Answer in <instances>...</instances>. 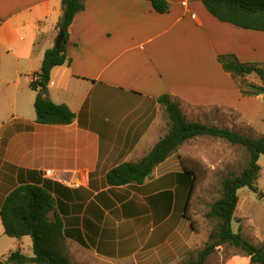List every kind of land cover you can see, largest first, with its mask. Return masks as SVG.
Instances as JSON below:
<instances>
[{
    "label": "crops",
    "instance_id": "obj_1",
    "mask_svg": "<svg viewBox=\"0 0 264 264\" xmlns=\"http://www.w3.org/2000/svg\"><path fill=\"white\" fill-rule=\"evenodd\" d=\"M166 1L169 11L161 14L148 0H86L69 29L71 63L52 70L48 87L54 102L76 114L60 125L37 122L30 83L54 45L62 0H0V209L21 182L52 181L73 264H181L193 250L191 235L172 222L173 210L158 219L161 206H142L167 189L162 181L170 169H183L185 146L206 136L182 145L141 186L106 181L109 170L140 160L168 133L161 95L178 100L191 121L236 111L264 135V115L249 110L264 95L243 96L218 61L235 54L263 65L264 32L219 21L203 0ZM259 163L264 192V155ZM180 195L186 201L188 189ZM238 196L233 228L260 245L264 198L247 187ZM17 249L33 256L32 238L8 236L0 218V259ZM216 252V264H250L223 246Z\"/></svg>",
    "mask_w": 264,
    "mask_h": 264
},
{
    "label": "trees",
    "instance_id": "obj_2",
    "mask_svg": "<svg viewBox=\"0 0 264 264\" xmlns=\"http://www.w3.org/2000/svg\"><path fill=\"white\" fill-rule=\"evenodd\" d=\"M154 10L164 14L169 11L166 0H148ZM208 11L219 21L233 24L244 29L264 32V0H203ZM86 0H62V15L57 24L58 32L64 30L63 39L58 47L46 50L39 71L33 74L30 83L36 92L35 110L37 122L41 124H72L76 114L68 105L54 102L48 92L52 70L55 67L70 64L68 45L70 26L75 16L85 9ZM218 61L222 68L237 81L243 96L264 95V65L257 62L241 61L235 54H221ZM256 74L261 83L247 81ZM165 106L169 119V131L144 157L138 161H127L109 170L106 181L111 186L145 183L156 167L171 155L177 153L182 145L199 136L223 139L232 145L244 147L248 153L247 166L239 174H229L221 182V196L215 200L206 213V217L216 221L209 233L203 249L196 257L184 260L181 264H207L208 258L219 246H231L240 249L250 257V264H264V241L255 245L241 232L233 228L234 213L238 204V190L244 187L258 194L263 199L264 192L257 186L261 165L259 158L264 155V136L253 137L242 134L228 127L209 125L191 121L185 115L180 102L169 94L158 98ZM196 170L184 165L182 171L171 172L162 181L166 188L157 195L165 201L164 210L169 215L172 208V185L188 189L184 217L195 189ZM54 183L44 179L36 182H21L6 197L1 209L5 233L12 238L30 236L34 255L29 256L20 249L11 251L0 264H73L67 250L64 220L57 213V199ZM162 199L155 207H162ZM54 213V216H52Z\"/></svg>",
    "mask_w": 264,
    "mask_h": 264
},
{
    "label": "rangeland",
    "instance_id": "obj_3",
    "mask_svg": "<svg viewBox=\"0 0 264 264\" xmlns=\"http://www.w3.org/2000/svg\"><path fill=\"white\" fill-rule=\"evenodd\" d=\"M55 44L56 39L51 48H53ZM258 49V57L264 59V40L263 44L258 41ZM246 80L257 84L261 83L256 74L248 76ZM246 101L252 102L254 100H242L243 103ZM255 101H258L257 106L255 104V106L253 105L249 110L264 115V98ZM108 106L110 107V105ZM200 118L201 117L199 116L198 119ZM201 121L209 125L228 127L242 134L253 137L264 136L263 134H260V129L258 130L256 127L246 124L242 120L240 114L236 111L225 109L215 110L213 113L205 114ZM202 139L204 140H198V142L193 143L192 146H185L183 150L184 152L190 151L189 155L183 158L184 165L195 169L197 177L195 189L187 211L188 218L183 215L186 201H183L185 200V196L183 197V200L181 199L180 190L182 189V186L177 188V184H174L171 187L173 192V203L171 208V212L172 210L173 212L171 220L174 225L181 224V227L186 229L187 233L191 235L190 242L194 243L193 250L185 260L196 257L197 253L204 248L209 239V233L216 224L215 220L206 217V213L210 209V205L221 196V182L223 178L229 174H239L248 163V153L244 147L232 145L226 140L209 136L203 137ZM170 171H182V168L177 166L170 169ZM160 199H162V213L161 215H157L158 219L163 218L165 216L163 213H166L164 210L165 201H163V197H160V195L153 198L148 197L147 200L145 199L146 203L142 206L144 208L149 207V209H153ZM223 247L226 255L232 253L245 255L240 249L235 247L226 245ZM25 250H27V248H25ZM216 260L217 252L213 253L208 258L207 264H216Z\"/></svg>",
    "mask_w": 264,
    "mask_h": 264
},
{
    "label": "water",
    "instance_id": "obj_4",
    "mask_svg": "<svg viewBox=\"0 0 264 264\" xmlns=\"http://www.w3.org/2000/svg\"><path fill=\"white\" fill-rule=\"evenodd\" d=\"M63 36H64V30H60L59 33H58V36L56 38V44L55 46L58 47L63 39Z\"/></svg>",
    "mask_w": 264,
    "mask_h": 264
},
{
    "label": "built area",
    "instance_id": "obj_5",
    "mask_svg": "<svg viewBox=\"0 0 264 264\" xmlns=\"http://www.w3.org/2000/svg\"><path fill=\"white\" fill-rule=\"evenodd\" d=\"M65 183L70 185V186H73V187H78L80 184H77V183H71L70 181H68L67 179H64Z\"/></svg>",
    "mask_w": 264,
    "mask_h": 264
}]
</instances>
